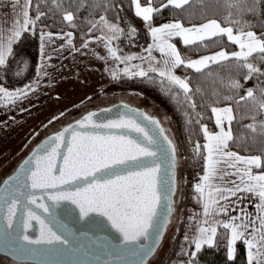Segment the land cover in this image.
Segmentation results:
<instances>
[{
    "label": "snow or ice",
    "instance_id": "snow-or-ice-1",
    "mask_svg": "<svg viewBox=\"0 0 264 264\" xmlns=\"http://www.w3.org/2000/svg\"><path fill=\"white\" fill-rule=\"evenodd\" d=\"M154 2L146 0L142 4L141 0H131L135 15L144 21L151 37L152 42L144 49L146 55H118L119 49L111 44L119 39L123 29L111 23L105 15L89 21L87 35L90 36L94 30L101 32L102 35L96 39L104 42L108 56L125 65L123 69H109L113 79L123 75L152 80L150 73L155 74L161 84L167 82L168 92H172L173 88L178 90L173 94L174 100L187 105L196 117H200V113L195 111L194 93H200L201 89L194 90L187 76L181 78L175 74L181 66L208 76L213 75L210 70L212 65L228 71L243 70L245 80L264 76V71L258 66L264 65V32L258 35L243 18L247 13L255 15L264 6V0H224L227 14L222 21L207 19L204 23L188 27L179 20L153 26V16L161 9L172 7L183 11L196 3L203 4L205 0H162L159 8L153 7ZM215 2L219 4L220 0ZM32 3L33 0H14L12 7L16 16L13 23L7 32L0 28V66L5 65L12 54L13 44L23 33L34 30L45 15L37 7L33 18L30 14ZM52 3L57 8L62 6L61 0H52ZM83 3L84 0H81V6ZM108 3L110 0H94V6L98 8ZM74 19L73 12L64 11L63 20L72 27H75ZM133 32L134 28L129 34ZM72 35L71 32L57 33L54 37L51 32H42L40 38L42 46L45 40L51 42L54 38H67L71 45ZM174 38H180L185 46L197 47L205 41L219 43L226 38L238 50L228 52L222 49L197 59H186L172 42ZM91 42L86 39L82 47L87 49ZM154 52L159 53V58L153 55ZM136 60L141 63H131ZM144 64H147L146 68ZM216 76L223 84L219 73ZM226 87L240 89L242 85L239 80L230 79ZM27 91L10 92L0 87V98L14 102ZM213 95L217 94L214 92ZM223 99L234 101L237 105L243 102L246 111L240 119L251 120L245 126L249 135L233 136L232 124L236 117L231 106L209 105L219 131H210L207 125L201 123L202 118L195 120L205 140L203 144L197 142L193 149L203 161V174L194 185L195 199L201 212L189 218L195 231L192 236L185 235L184 238L194 250H185L182 254L189 257L186 264H195L202 247L213 246L219 234L227 240L229 259L235 255L237 242H242L248 250V264H264V151L261 155H240L230 148V143H246L248 140L264 144V87L256 91L249 88L238 99L233 96ZM95 115L89 113L75 125L51 137L49 142L40 146L39 151L43 155L35 157L34 167L31 166L33 161H25L20 174L3 182L6 187L0 188V211L3 212L0 244L9 251L20 256H35L38 249L29 245L60 246L48 250L60 255L75 254L84 249L74 231L57 219L49 204L44 202L45 196L36 195L38 190H42L53 205L58 206L62 201L75 205L81 220L91 218L92 214L102 217L100 223L106 221L119 233L123 245L139 244V247L127 249L130 255L139 258V264H148L149 258L156 252L173 212L176 145L159 120L135 109H129L128 114L116 120L103 123L96 122ZM185 115L188 116V112ZM138 118L148 121V126L138 122ZM188 123L192 124L193 120L189 118ZM114 129L121 130L123 134L103 131ZM131 132L137 134L135 138L127 134ZM66 133H70V137H66ZM65 145L67 151L61 155V148ZM58 159L63 161L59 167L55 163ZM65 186L71 190H64ZM248 196L253 198L255 213L248 212L247 205L240 207ZM21 205L24 215L19 223L23 233L17 232L14 225ZM34 209L42 210L48 219L42 218ZM230 212L236 214L230 215ZM221 216L226 218L220 219ZM33 221L40 225L39 236L35 239L27 234ZM218 229H223V233H218ZM142 240H151V243L140 244ZM100 247L103 250L105 246ZM105 254L112 255L111 252ZM84 255L87 256L88 252L85 251ZM74 264L86 262L76 261Z\"/></svg>",
    "mask_w": 264,
    "mask_h": 264
},
{
    "label": "trees",
    "instance_id": "trees-1",
    "mask_svg": "<svg viewBox=\"0 0 264 264\" xmlns=\"http://www.w3.org/2000/svg\"><path fill=\"white\" fill-rule=\"evenodd\" d=\"M161 2L162 0H155L153 7L159 8ZM141 3L145 4L146 0H141ZM61 4V8H57L52 3V0H33L30 9L31 16L35 17L37 7L45 15L37 22L34 30L24 33V37L27 34H32L33 38L37 39L42 32H71L74 35L76 47H80L86 39L102 35L101 32L96 30L92 31L90 36L87 34L90 28L89 21L98 19L100 15H105L111 23L118 24L123 29V34L120 35L119 39L112 41V44L119 49L118 53L121 56L126 53L144 54V49L150 40V35L144 21L135 15L131 0H110V3L106 4L105 7L99 8L94 6V0H84L83 6H81V0H61ZM65 10L73 12L75 27L70 26L63 20ZM226 14L224 0H220L219 4L215 0H205L203 4L196 3L191 7H186L183 11L172 7L161 9L159 13L154 14L152 23L153 26H158L179 20L184 25L191 26L193 24L199 25L204 23L207 19L222 21L223 16ZM243 18L253 26L251 30L255 31L258 35L264 32V6H261L255 15L247 13ZM133 28H135V32L129 34ZM134 40L139 42H134ZM174 41L181 55L186 59L222 49L228 52L237 50L235 45H231L226 41V38L220 40L219 43L205 41L199 47L195 45L185 46L179 38H175ZM258 66L264 71V65L258 64ZM210 70L213 73L212 76L198 74L194 70L185 69L183 66L176 70V73L181 78L185 76L189 78L190 86L194 90L196 88L201 89L200 93H194V100L197 105L195 111L200 113V117H196L195 113L187 105L178 103L177 100L173 99V94L178 91L177 89L173 88L172 92H168L167 82L165 81L164 84H161L160 78L152 73H150V76H153L152 80L141 77H127L117 80L90 98V100H93L106 92L135 91L153 102L171 120L173 125L172 130L178 143L177 155L181 160V166L178 169V179L182 178L179 172L183 170L186 180V190L183 222L174 248L167 255L165 264H186L189 257L182 253L185 250H193V247H190L184 238L185 235L192 236L195 231L193 223L189 218L201 212V207L195 199L196 193L192 187V183L203 174V161L195 155L193 149L197 142L203 144L205 140L200 131V125L195 123V120L202 118L201 123L207 125L210 131L215 132L217 128L209 105L216 107L231 106L234 109L233 115L236 117L232 124L233 136H248L249 133L245 130V126L251 123V120L240 119L246 111L243 102L237 105L234 101H225L223 97L233 96L238 99L239 96L245 95L246 90L249 88L256 91L264 87V76H254L251 79L245 80V71L243 70L240 72L235 70L228 71L217 65H212ZM33 72L34 70H32L26 81L31 79ZM216 73H219V77L223 78V84L216 76ZM230 79L239 80L242 87L240 89L226 87ZM0 83L8 87L20 86H14L7 81L3 76L2 68H0ZM214 92L217 95H213ZM217 100L219 103H216ZM185 112H188L189 115L186 116ZM189 118L193 120L192 124L188 123ZM230 148L240 155H261L262 151H264V144L260 142L252 143L248 140L246 143H230ZM223 231V229H218V233H223ZM166 237L167 234L164 241ZM226 243V238L218 234L213 246L205 245L202 247L201 251L197 254L195 264H248L246 248L242 242H237L236 253L232 259L228 257Z\"/></svg>",
    "mask_w": 264,
    "mask_h": 264
},
{
    "label": "crops",
    "instance_id": "crops-1",
    "mask_svg": "<svg viewBox=\"0 0 264 264\" xmlns=\"http://www.w3.org/2000/svg\"><path fill=\"white\" fill-rule=\"evenodd\" d=\"M13 2L14 0H0V28L5 32L11 27L16 16L12 7ZM18 10L19 8L16 9ZM53 34L55 37L57 33ZM99 36L101 35L89 39L92 42L87 49L82 46L76 47L74 35L71 38V45L68 44L67 38H54L51 42L45 40L42 46L41 35L34 39L32 34L24 37V33L13 44L12 54L0 68L3 69V76L7 81L14 86H20L8 87L0 83V87L10 92L21 89L28 91L14 102L0 98V167L12 156L16 155L15 159L20 158L21 154L25 156L40 139L59 130L69 121L71 114L82 109L92 96L101 92L107 85L127 78L121 75L119 79H113L109 69H123L125 65L108 56L104 42L96 39ZM174 39L172 42L175 43ZM111 46L115 47L113 44ZM129 55L146 54L129 53ZM153 55L159 58L158 52H154ZM201 56L189 59H197ZM131 63L139 64L141 61L136 60ZM143 66L146 68L147 64ZM32 70L34 72L31 79L26 81ZM67 118L68 120L65 121ZM213 119L215 122L214 117ZM22 159L23 157L18 163ZM4 178L2 177L0 182ZM253 204V198L248 196L240 207L247 205V211L255 213ZM235 214L230 212V215ZM225 218L220 217V219ZM246 256L248 260L247 248Z\"/></svg>",
    "mask_w": 264,
    "mask_h": 264
},
{
    "label": "water",
    "instance_id": "water-1",
    "mask_svg": "<svg viewBox=\"0 0 264 264\" xmlns=\"http://www.w3.org/2000/svg\"><path fill=\"white\" fill-rule=\"evenodd\" d=\"M127 106V107H125ZM129 109H135L141 113H145L148 116H151L157 120V117L150 115L144 108H139L137 106H132L126 102L119 101L118 103L109 105L107 107H99L97 109H91L88 111L82 112L76 118L68 121L65 125L59 128L56 132H53L42 139H40L32 148L31 150L23 157V159L18 163L15 169L0 182V188L6 187L3 183L5 180H9L11 177H15L16 175L20 174L21 165L24 164L25 161L31 160L33 161L32 167H34L35 157L38 155H43L39 151L40 146L44 145L46 142L50 141V138L56 135L58 132L62 131L64 128L69 127L70 125H75L77 121L82 120L85 116L89 113H95L94 119L98 123H103L108 120H116L123 114H128ZM160 121V120H159ZM138 122H141L143 125L148 126V121L142 120V118H138ZM161 122V121H160ZM161 126L166 129V134L174 141L176 145V168H175V182H176V191L172 197L173 199V212L170 217V223L167 229L164 231L163 238L160 241L159 246L157 247L156 252L153 256L149 258L148 263L154 259L157 255V252L162 248L163 241L165 235L168 230L171 228V223L176 213L177 206L180 204L181 201V179H178V169L181 166V160L178 158V143L175 137L174 131L172 128L166 126L161 122ZM91 130V129H89ZM105 132H109L110 134H123L121 130L114 129V130H103ZM131 135L133 138L136 137V133L131 132L127 133ZM66 137H70V133H66ZM67 151L66 145L61 148V155H63ZM56 166L59 167L62 165V159H58L56 162ZM178 189V190H177ZM28 189H26L27 191ZM64 190H71L69 186H65ZM38 196H45V203H48L52 210L55 212L57 219L61 220L62 222L66 223L70 229L74 231L76 236L79 238L78 243L84 245V249L80 252L70 255H60L55 254L54 252L48 251L49 249H53L60 246H50V245H29L30 248L38 249V254L35 256H20L16 252L9 251L8 248L4 247L0 244V256L6 258L9 264H74L76 261H84L86 264H139V258L130 255L127 252V249L133 247H139V244L136 245H123L121 243V238L119 233H116L114 229L111 228L110 225L104 221L103 224L100 221L103 220L102 217H98L95 214H92L91 218L86 219H79V210L72 205L70 202L62 201L60 204L53 205V202L48 201L46 199V194L42 190H38L36 192ZM34 207V206H33ZM42 216L44 219H48L47 214L43 213L42 210L34 209ZM24 215L23 205H21L20 210L17 212L16 221H14L15 230L17 232L23 233V228L20 226L19 221L22 219ZM3 212L0 211V218H2ZM40 232V225L33 221L31 227L28 229L27 234L31 236L33 239L39 236ZM95 241V243H93ZM140 244L147 245L151 243V240H142L139 242ZM101 245H104V249H101ZM88 252V255L85 256L84 252ZM106 252H111L112 255L105 254ZM97 256L99 259H97Z\"/></svg>",
    "mask_w": 264,
    "mask_h": 264
},
{
    "label": "rangeland",
    "instance_id": "rangeland-1",
    "mask_svg": "<svg viewBox=\"0 0 264 264\" xmlns=\"http://www.w3.org/2000/svg\"><path fill=\"white\" fill-rule=\"evenodd\" d=\"M186 26V25H185ZM188 27V26H186ZM135 29V28H134ZM139 42L137 40H134V42ZM151 37L150 40L147 44V46L151 43ZM174 43V42H173ZM175 44V43H174ZM146 46V48H147ZM124 55H129L128 53ZM123 55V56H124ZM176 74V73H175ZM177 75V74H176ZM113 97H124L125 100L129 101L130 103H133L135 106L144 108L147 110L151 115L157 117L162 123H164L166 126L172 128V123L171 120L165 115V113L158 109L156 105L151 102L148 98L144 97L142 94L135 92V91H113V92H106L102 93L93 100H89L87 103H85L82 107L81 110H86L90 108H96L97 106H103L105 104L110 103L109 100L111 101ZM77 111V112H79ZM68 118L65 120L67 121ZM227 127V125H225ZM219 131V129H218ZM28 149V147H27ZM26 149V150H27ZM27 153V152H26ZM21 156L18 159L15 156H12L3 166L0 167V180L3 177L8 176L16 167L18 161L24 157V154L19 155ZM182 170V169H181ZM182 178H181V202H180V207L178 206V213L177 216L174 219V222L172 224V227L170 230L167 231V237L164 241L163 247L157 252V257L155 259H152L148 264H165L167 255L171 253V251L174 248L175 242L177 240L179 230L181 228L183 218H184V197H185V190H186V180L184 177L183 170L181 172ZM199 181V178L195 180L192 183V187L194 189V185ZM6 259L2 256H0V264H9L6 263Z\"/></svg>",
    "mask_w": 264,
    "mask_h": 264
},
{
    "label": "flooded vegetation",
    "instance_id": "flooded-vegetation-1",
    "mask_svg": "<svg viewBox=\"0 0 264 264\" xmlns=\"http://www.w3.org/2000/svg\"><path fill=\"white\" fill-rule=\"evenodd\" d=\"M119 101H123V102H126V103H129L130 105H134L133 103H130L129 101H127V100H125V98L124 97H113V99L110 101L109 100V102L110 103H108V104H105V105H103V106H97L96 108H99V107H107V106H109V105H112V104H115V103H118ZM96 108H90V109H87V110H91V109H96ZM84 111H86V110H81V111H79V112H76L75 114H72L71 116H70V118H69V121H71L72 119H74V118H76L78 115H80L82 112H84ZM178 190V189H177ZM181 194V193H180ZM181 202V201H180ZM180 205V204H179ZM178 205V206H179ZM178 206H177V210L179 209L178 208ZM176 210V213L174 214V217H173V220H172V223H171V227H172V224H173V222H174V219H175V217L177 216V213H178V211ZM171 229V228H170ZM157 257V255L154 257V258H156Z\"/></svg>",
    "mask_w": 264,
    "mask_h": 264
}]
</instances>
